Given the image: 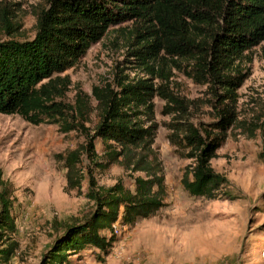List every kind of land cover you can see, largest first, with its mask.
<instances>
[{
  "label": "trees",
  "instance_id": "16d2710c",
  "mask_svg": "<svg viewBox=\"0 0 264 264\" xmlns=\"http://www.w3.org/2000/svg\"><path fill=\"white\" fill-rule=\"evenodd\" d=\"M37 12L33 39L13 38L20 25L0 22V114L18 115L26 122L59 125L63 133L84 134L81 149L57 155L67 169L70 188L81 185L78 166L84 155L104 170L120 164L145 177L134 179L132 192L121 182L97 189L90 178L88 197L95 210L83 220L64 224L63 233L45 254L43 264H69L70 256L87 248L109 255L116 242L114 228L134 226L166 206L167 194L161 161L154 150L156 124L145 126L142 116L154 120V99L165 101L164 113L184 111L183 101L170 91L172 70L195 84L207 86L214 97L217 120L199 128L193 123L170 124L173 145L193 160L182 185L193 197L217 200L229 197L227 178L215 172L211 161L238 122V91L250 76L242 64L264 43V0H43ZM133 24L135 54L150 79L95 86L92 94L78 93L66 104L69 75L63 76L103 40L112 27ZM162 62V66L160 63ZM251 63V59H249ZM168 67H165V66ZM160 78L165 84L156 86ZM91 100L97 103L93 134L87 123ZM261 127H264V123ZM103 144L101 161L95 141ZM15 187L0 169V264L11 261L18 249ZM110 232L111 237L104 235Z\"/></svg>",
  "mask_w": 264,
  "mask_h": 264
},
{
  "label": "rangeland",
  "instance_id": "374dc122",
  "mask_svg": "<svg viewBox=\"0 0 264 264\" xmlns=\"http://www.w3.org/2000/svg\"><path fill=\"white\" fill-rule=\"evenodd\" d=\"M43 0H0V22L7 19L20 25L13 38L33 39L37 12ZM133 24L112 27L101 42L91 47L69 75L71 86L63 101L74 105L78 93L91 95L95 86L150 79L135 54ZM4 39H10L4 34ZM242 69L250 76L238 91V122L211 161L215 172L228 179L223 190L229 197L210 200L193 197L183 187L182 179L193 160L173 145L170 124L190 122L199 128L217 120V108L211 90L195 84L181 72L172 70L170 91L179 97L185 110L165 114V101L154 99V120L142 116L146 127L156 124L154 150L163 168L167 194L166 206L154 216L139 220L134 226L114 228L116 242L110 254L101 255L87 248L70 256L69 264H264V43L249 53ZM251 59V63L249 62ZM162 62L160 63V66ZM165 67H168L167 65ZM156 86L165 80H153ZM97 103L91 100V134L98 121ZM84 134L63 133L59 125L26 122L18 115L0 114V169L15 187L17 232L13 241L18 249L7 264H43L45 254L64 224L83 220L95 210L88 197L90 178L97 189L122 183L134 192V179L145 177L122 165L104 170L84 155L78 166L81 185L70 188L67 169L57 155L81 149ZM101 161L103 144L95 141ZM108 238L110 232H104Z\"/></svg>",
  "mask_w": 264,
  "mask_h": 264
},
{
  "label": "built area",
  "instance_id": "2783aa9c",
  "mask_svg": "<svg viewBox=\"0 0 264 264\" xmlns=\"http://www.w3.org/2000/svg\"><path fill=\"white\" fill-rule=\"evenodd\" d=\"M116 228V227H115Z\"/></svg>",
  "mask_w": 264,
  "mask_h": 264
}]
</instances>
